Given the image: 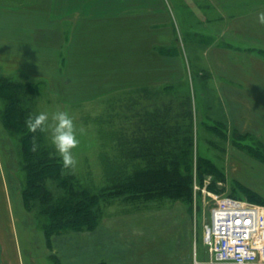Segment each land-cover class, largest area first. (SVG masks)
Returning a JSON list of instances; mask_svg holds the SVG:
<instances>
[{
    "label": "rangeland",
    "instance_id": "obj_1",
    "mask_svg": "<svg viewBox=\"0 0 264 264\" xmlns=\"http://www.w3.org/2000/svg\"><path fill=\"white\" fill-rule=\"evenodd\" d=\"M29 1L33 10L24 17L29 21L28 29L34 31L32 46L26 45L27 49L17 54V39L3 36L2 42L8 39V44L4 48L5 44L0 43V73L17 81L46 83L42 95L29 103L33 114L47 113L49 124L57 111H66L73 119L79 139L78 147L73 149L78 177L92 179L97 186L104 182L100 118L108 129L122 128L124 142L132 144L136 130L142 134L151 126L146 122L158 114L155 110L166 114L163 102L171 98L161 88L172 85L175 111H179L186 92L191 90L195 158L214 165L216 188L208 187L211 177L201 180L195 168L192 203L168 202L158 211L110 206L95 231L65 232L56 237L53 250H49L35 222H25L21 190L26 181L20 142L8 134L0 120V160L14 206L24 263L55 264L48 256L53 254L59 264H212L204 238L217 199L229 195L256 203L247 198L250 187L264 197V71L253 68L257 89H252L254 98L250 100L241 98L234 83L224 85L218 77L226 72L246 79L249 71L242 69L235 58L241 55L239 50L244 53L254 49L256 56L264 58V24L259 17H252L238 21L241 27L232 21L225 27L214 5L206 19L196 20L192 18L195 13L186 14L185 0H177L176 7L169 4L174 0H162L165 10L161 14L151 8L107 19L79 20L69 15L56 21L49 15L51 0ZM9 5L8 0H2V11ZM193 29L207 34L198 35ZM231 29L241 31L242 36H228ZM254 43V49L245 47ZM154 45H178L183 53L160 56ZM15 65L21 67L17 69ZM142 86L150 90L133 92ZM4 104L0 98V110ZM158 128L157 135L167 136L172 146L184 136V128ZM46 135L50 140V131ZM52 149L55 150L53 146ZM45 184L54 198L63 192L54 179ZM36 207L34 215L39 210ZM37 234L42 239L36 238ZM2 260L0 244V264Z\"/></svg>",
    "mask_w": 264,
    "mask_h": 264
},
{
    "label": "trees",
    "instance_id": "obj_2",
    "mask_svg": "<svg viewBox=\"0 0 264 264\" xmlns=\"http://www.w3.org/2000/svg\"><path fill=\"white\" fill-rule=\"evenodd\" d=\"M28 23L24 18L0 16V43L5 44L4 48L7 47L8 39L3 43L2 37L10 35L18 42L23 36L17 32L19 29H28ZM153 47L164 57H175L183 53L178 45ZM224 73L218 74L223 84L238 80L235 82L238 87L243 91L248 90L250 95L257 89L250 81H240L241 75L234 77L230 73ZM45 84L44 81H17L10 75L0 73V98L5 102L0 110V120L8 134L18 138L20 142L22 169L26 181L21 190L22 204L26 210L25 222H35V229L42 235L47 249L53 250L56 237L65 232L95 231L105 218L106 208L110 206L117 205L122 209L134 206L158 211L168 202L192 203L195 168L198 169L201 180L211 177V185L208 187L216 188L213 184L216 180L214 165L195 158V115L190 102L191 90L186 92L183 108L181 104L179 111H175L172 109L176 103L172 85L161 88V91L168 92L167 95L171 98L163 102L166 114L155 110L158 114L146 122L151 126L142 130V134H137L136 130L133 136L136 141L132 144L124 142L125 133L122 128L108 129L106 121L100 118V160L104 182L97 186L92 179L85 181L78 177L74 169H63L62 160L52 149L46 131L31 133L27 130L25 121L29 116L37 115L32 113L29 103L42 95ZM192 86L196 88L194 82ZM132 90L148 92L150 88L142 86ZM245 92L240 95L241 98L250 100ZM159 125L164 131L167 126L169 129L170 126L179 130L184 128V136L177 138V143L172 146L167 136L157 135ZM34 144L38 149L36 152L32 151ZM50 179L58 181L63 190L57 198H54L46 187L45 183ZM247 198L252 202L264 204V197L251 187L248 188ZM37 202L39 205L36 207ZM35 207L39 209L36 215L32 213ZM39 234L36 238H41ZM48 256L55 264L60 263L55 255ZM101 264L105 262L102 261Z\"/></svg>",
    "mask_w": 264,
    "mask_h": 264
},
{
    "label": "crops",
    "instance_id": "obj_3",
    "mask_svg": "<svg viewBox=\"0 0 264 264\" xmlns=\"http://www.w3.org/2000/svg\"><path fill=\"white\" fill-rule=\"evenodd\" d=\"M10 1L13 4H11ZM8 3L10 4L8 9L2 11V0H0V16L6 15L26 19V15H31L30 12L33 10L31 1L27 2V0H21L20 3H16V0H8ZM171 3L174 4V7L178 5L177 0L169 1V4ZM180 3L183 2L181 1ZM183 4H185L184 9L186 14L187 12L195 13V16L192 18H196V20L206 19L205 15L211 13V8L213 10L216 8L215 10L219 15V19L225 21V27L231 25V21L233 22V25H239L241 27L240 22L238 21L244 19L250 20L252 17L257 19L261 13H264V0H185ZM148 5H151L152 7H149ZM144 9H151L157 14H161L162 10H165L162 0H51L49 15L52 20L56 21H61L69 15H75L79 20H93L113 18L126 11H141ZM189 18H191V16H187V19ZM193 30L197 32L198 35L207 34L202 31H197L196 29ZM17 34L23 36L22 39H19L20 42L18 41L16 42V45H14L16 46L14 50L19 54V51L22 49H27L26 45L31 48L34 31L33 28L32 30L27 28L24 30L19 29ZM232 34L234 36H242L243 33L241 31L238 32L235 29H231V31L227 32L228 36ZM251 46H253L252 49H254L256 43H254V45H245L246 48ZM246 51L242 53L241 50H239L238 52L241 55L235 58L241 62L239 66L242 69L249 71V73H246V75H248L247 77L245 76L246 79H243L241 76L239 80L243 82L247 80L250 81L251 84H256L257 78L253 68L259 67V71H264V58L256 56V49ZM28 56H30V53ZM250 59L254 60V62H251ZM19 67L21 66L15 65V68L18 69ZM250 75L254 76L251 77ZM235 82H238V80ZM235 82L232 80L231 83H234L238 87ZM238 91L240 94H244L243 92L246 91L245 93H248L247 95L249 99L254 98L252 93L251 95L249 94L248 90L243 91L242 88H239ZM6 178L3 164L0 160V244L3 259L1 264H25L19 232L15 222L14 206Z\"/></svg>",
    "mask_w": 264,
    "mask_h": 264
},
{
    "label": "built area",
    "instance_id": "obj_4",
    "mask_svg": "<svg viewBox=\"0 0 264 264\" xmlns=\"http://www.w3.org/2000/svg\"><path fill=\"white\" fill-rule=\"evenodd\" d=\"M204 241L212 264H264V205L219 197Z\"/></svg>",
    "mask_w": 264,
    "mask_h": 264
},
{
    "label": "clouds",
    "instance_id": "obj_5",
    "mask_svg": "<svg viewBox=\"0 0 264 264\" xmlns=\"http://www.w3.org/2000/svg\"><path fill=\"white\" fill-rule=\"evenodd\" d=\"M259 22L264 24V13L259 15ZM51 121L52 123L49 124L48 114L41 112L35 116H29L25 121V126L31 133L50 131L51 144L62 160L63 169H74L77 162L73 156V149L79 145L74 121L66 111L53 113ZM80 132L82 133L83 129H80ZM37 150L34 144L32 151Z\"/></svg>",
    "mask_w": 264,
    "mask_h": 264
}]
</instances>
